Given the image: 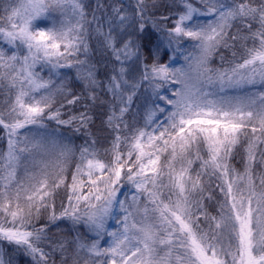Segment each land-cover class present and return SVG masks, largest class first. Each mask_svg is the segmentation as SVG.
<instances>
[{
    "label": "snow or ice",
    "instance_id": "snow-or-ice-1",
    "mask_svg": "<svg viewBox=\"0 0 264 264\" xmlns=\"http://www.w3.org/2000/svg\"><path fill=\"white\" fill-rule=\"evenodd\" d=\"M173 4L178 7L174 17H164L171 27L161 42L173 52L170 60L185 40L194 42L181 67L161 62L159 47L150 63L141 60V45L130 37L139 38L148 26L145 0H137L131 13L113 6L107 16L93 13L91 21L83 0H0V45L7 46H0V131L6 138L0 151V241L16 245L35 264H47V229L62 219L83 224L93 237L72 241L74 264H264V0ZM151 24L161 31L155 20ZM92 39L113 61L106 123L114 138L103 158L95 140L79 149L69 184L66 165L74 149L57 141L49 147L30 126L55 121L77 123L79 130L91 117L81 112L62 119L53 107L54 91L62 89L36 68L76 66L87 88L102 86L78 57ZM221 47L232 59L214 70L209 59ZM133 58L143 63L138 79L127 72ZM145 82L154 107L143 126L130 125L125 116ZM215 85L221 92L260 90L217 99L209 90ZM79 99L72 95L67 104ZM157 112L165 113V122H156ZM240 149L242 169L234 163ZM62 187L66 201L57 209ZM41 210L48 212L47 223H38ZM113 220L119 228L109 230ZM65 244L57 245L62 256Z\"/></svg>",
    "mask_w": 264,
    "mask_h": 264
},
{
    "label": "trees",
    "instance_id": "trees-1",
    "mask_svg": "<svg viewBox=\"0 0 264 264\" xmlns=\"http://www.w3.org/2000/svg\"><path fill=\"white\" fill-rule=\"evenodd\" d=\"M137 0H83L85 5V11L87 19L92 20L93 13L97 17L107 16L111 13L112 7L124 6L125 10L131 13L132 9L136 7ZM148 11L146 13L148 17V26L145 32L139 36L130 37L133 41L138 42L141 45V60L151 62L156 56V49L159 47V59L163 63H172L176 60L175 67H181L184 65V59L179 55V52L174 53L175 59H169L173 55L167 47V42L163 41V30L171 27V20H165L164 17H174L177 10L176 5L173 4V0H145ZM195 4L197 0H192ZM259 3V0H256ZM99 6V7H98ZM4 13L0 9V16ZM57 17L59 14L56 13ZM155 20L159 25L161 31L153 29L151 21ZM203 18L200 21L203 22ZM208 18L206 19V21ZM49 24L51 22H48ZM92 28H95V23L92 24ZM107 25H105V30ZM235 31V29H233ZM193 41L185 40L181 45L180 50H184L185 54L188 52H194ZM224 56L225 61L222 62L220 57ZM79 59L87 60L89 66L92 67L97 82L102 85L96 87L94 90H90L85 86V82L78 78L76 72V66L72 68H59L50 69L37 67L36 71L44 79L51 78L55 81L58 88L62 91H54L55 103L54 108H60L62 119H67L70 115H79L81 112H87L91 117L86 127H79L78 124L74 123L72 126L58 125L55 121H45L46 127L40 128L38 126H30L32 132L37 138H44L48 141L49 147H52V141L62 142L68 144L75 151V155L71 157L66 165V183H71V175L75 170V163L78 162L79 149L86 143L92 140L96 141L95 147L97 148L100 156H105V149L111 147L112 139L114 134L112 129L107 126V117L109 114V105L111 102V95L108 93L106 85L110 75L113 72V61L109 53H107L102 47H100L95 39L89 41V51L87 53L81 52L78 54ZM232 59L231 51L229 49L221 47L218 51L214 52L209 59V67L214 70H222L223 67H228V61ZM127 72L134 78H139V73L143 69V63L137 62L135 58L127 62ZM170 88V86H168ZM176 87L172 85L171 88ZM216 94V98H235L243 95H247L249 92H258L259 86L255 88H240V89H225L221 92L219 85H215L209 89ZM165 95H171L170 91H166ZM72 95L79 96V101L74 105L67 104V98ZM95 96V100L92 96ZM5 94L0 93V105L3 104ZM154 98L151 95V89L147 82L138 90L137 95L133 98L132 105L129 112L126 114L125 119L130 125L143 126L144 115L146 111L151 110L154 107ZM162 106L163 102H159ZM61 104L64 106L61 107ZM162 115L163 113H160ZM6 148V138L0 131V151ZM53 156L55 155L56 149L53 148ZM243 156V149H240L239 154L236 156L234 161L235 166L242 169L240 164V158ZM199 162L193 165V169H197ZM207 181V177L205 178ZM214 187V185H213ZM123 199V197H122ZM62 201H66V189L60 188L56 192L55 203L57 209H59ZM216 202L212 201L209 204V210L214 211ZM48 212L41 210V217L38 223H47ZM48 239L43 244V247L49 257L47 264H74L75 249L72 246V241L78 236H88L90 239L93 238L88 233L87 228L83 224L73 225L69 219L57 220L56 222L49 225ZM60 242H66L65 253L61 254L57 245ZM3 251L4 264H35V261L30 255L25 253L22 249L18 248L14 244H10L7 241H0ZM102 247H106L105 241L101 242ZM43 264V262H42Z\"/></svg>",
    "mask_w": 264,
    "mask_h": 264
},
{
    "label": "rangeland",
    "instance_id": "rangeland-1",
    "mask_svg": "<svg viewBox=\"0 0 264 264\" xmlns=\"http://www.w3.org/2000/svg\"><path fill=\"white\" fill-rule=\"evenodd\" d=\"M202 18L204 19L203 22H206L207 17H202ZM0 46L7 47L6 45H0ZM179 55L182 56V57H184L185 51L181 49L180 52H179ZM170 65L173 66V67H175L176 60H174L172 63H170ZM37 67H41V66L40 65H37ZM49 67L50 66H44L42 68H49ZM169 86H170V88L172 87V85H169ZM163 107H165L166 109L169 108V106H167V105H164ZM156 122H161V123L162 122H165V113H163L162 115H160L159 112H157ZM108 228H109V230H116V229L119 228V225L116 224L114 220L113 221H109ZM0 262H2V264H4L3 251H2L1 243H0Z\"/></svg>",
    "mask_w": 264,
    "mask_h": 264
}]
</instances>
